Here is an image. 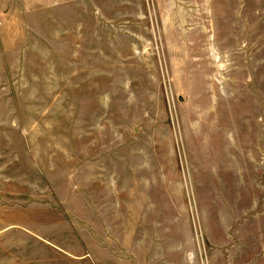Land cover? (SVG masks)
Listing matches in <instances>:
<instances>
[{
	"label": "rangeland",
	"instance_id": "1",
	"mask_svg": "<svg viewBox=\"0 0 264 264\" xmlns=\"http://www.w3.org/2000/svg\"><path fill=\"white\" fill-rule=\"evenodd\" d=\"M77 1L0 0V264H264V0Z\"/></svg>",
	"mask_w": 264,
	"mask_h": 264
},
{
	"label": "crops",
	"instance_id": "2",
	"mask_svg": "<svg viewBox=\"0 0 264 264\" xmlns=\"http://www.w3.org/2000/svg\"><path fill=\"white\" fill-rule=\"evenodd\" d=\"M80 1H83V3H84L83 6H84V7H87V8H89L90 5H88L86 2H89V1L92 2L91 0H89V1H86V0H79V2H80ZM73 2L78 3L77 0H73ZM10 3H13V2H10ZM7 5H8V4H7ZM7 5H6V6H7Z\"/></svg>",
	"mask_w": 264,
	"mask_h": 264
}]
</instances>
